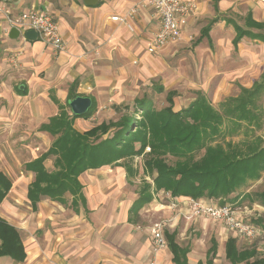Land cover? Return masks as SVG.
<instances>
[{"label":"crops","instance_id":"1","mask_svg":"<svg viewBox=\"0 0 264 264\" xmlns=\"http://www.w3.org/2000/svg\"><path fill=\"white\" fill-rule=\"evenodd\" d=\"M188 1L193 2L196 9L181 20V35L185 34V37L198 20L209 18L206 24L200 26V34L196 37L194 44L195 46L200 43L204 44L203 41L206 39L212 48L215 28L229 26L233 34H229L228 47L229 49H241L244 56V64L236 65L235 67H241L233 75L242 77L246 71L244 77L250 85H241V87L251 88L255 82L261 81L264 77V38L247 35L235 44L236 29L224 17H232L237 21L227 12L233 10L242 14L240 8H244V22H237L253 33H264V29L257 26H245L248 16H251L255 22H264V0ZM133 6H137L138 11L134 15L136 30L131 33L124 23L120 20H113L111 16H124ZM32 8L45 9L53 15L67 44L66 51L55 53L51 45L40 39L23 41L18 37L14 39L9 37V33L6 31L8 29L6 10L12 11L13 14H19ZM217 17L219 20L212 24L209 32L210 39L203 37L200 42L195 43L201 36L203 28ZM159 25V16L148 0H99L96 5H88L83 0H21L18 3L0 0V148L14 146L13 141H21L17 138L20 137L29 138V143L26 144L33 151L31 158L25 160L24 171L20 175L13 177L11 172L0 166V171L12 180L11 189L0 204V215L19 229L27 251V257L23 262H15L9 256H1L0 261H4V264H24L29 258L37 256L38 253H46L49 247L51 249L57 245L61 249L65 243L68 246L77 241L85 243L84 251L87 250V246H91L93 256L87 259L90 264H149L152 260L155 261V264H176L173 261V252L169 244L157 252L154 251L151 227H142L140 222V218L147 215L145 206L140 209L138 220H131L129 219V208L136 198L123 205L120 210L118 202L107 201L105 190L110 183L113 187L111 189L121 188L124 184L129 183L127 172L123 166L104 165L99 168L87 169L79 175L87 204L86 206L80 205L78 212L71 205L72 194L68 191L65 195L67 203L43 197L33 205L28 197V187L35 179V172L28 169L26 165L47 151L55 139V136L50 132L41 130V125L56 115L61 105L67 106V100L75 94L90 96L98 108L97 98L92 92L100 86H104L102 88L107 91L111 87L115 88L117 83L115 70L127 60H133L139 56L141 62H146L149 59L148 54H153L148 51L154 34L152 30ZM171 43L173 42L169 44ZM169 44L154 53L163 51ZM257 49L259 57L255 58L254 52ZM17 51L21 52L13 60L16 61V65H12L10 56L12 52ZM139 59H134L133 62H137ZM255 66L260 68L258 72H252L249 69ZM19 85H24L27 91L18 93L16 87ZM170 90H175V96H177L176 89ZM240 92L229 97L238 96ZM199 93L205 94L202 91H198V95ZM137 97L139 96L135 98ZM30 101L31 113L34 115L33 121L37 124L30 126V130H28V126L22 122V118L19 116L26 112L23 103ZM125 105L130 104H117L115 109L123 113L124 109H121ZM174 106L173 109L178 111ZM68 110L71 113V110ZM79 118L84 117L74 120V126L79 131H85L96 125L92 124L90 120ZM28 133L30 134L28 135ZM34 148L40 149L35 150ZM146 150L150 151V147L147 146ZM2 153L3 151H0V164L7 160V156ZM45 166L49 170L54 169V156L46 159ZM112 167L115 169L112 170ZM190 198L188 196L177 197V203L183 202L182 207L187 209L188 206L185 204L190 203L188 201ZM245 200H248V204L253 206L249 209L251 212L257 209L256 206L264 207V204L258 200ZM157 201V196H154L150 202L151 207H155ZM21 203L25 205L23 208L19 207ZM159 204L163 207L158 210L159 213L164 211L170 218L169 226L164 228L165 236L166 232L175 231L176 241L182 246L188 245L190 248L187 254L189 264H198L199 262L206 264L207 250L210 246L205 249L204 259L201 256L197 257L194 245L196 242H187L186 245H183L180 241L185 228L183 224H180L178 214L173 216L175 209L170 204ZM248 216L249 221L255 223L260 228L259 231L263 230L264 234L262 226L253 221L254 217L251 215H247L246 218ZM259 217L261 216L256 218ZM75 233L78 236H74ZM229 236L236 237L237 244L241 247L238 234L231 233ZM229 236L226 235L223 243L215 237L218 241V250L221 251L224 259H227L225 258V244ZM252 246L261 252L258 246ZM242 247H251V245L245 244ZM69 257L68 264L76 261V258L69 259ZM83 263L88 264L85 260Z\"/></svg>","mask_w":264,"mask_h":264},{"label":"trees","instance_id":"2","mask_svg":"<svg viewBox=\"0 0 264 264\" xmlns=\"http://www.w3.org/2000/svg\"><path fill=\"white\" fill-rule=\"evenodd\" d=\"M234 25L237 44L244 36L253 35L264 38V33H253L240 25L232 17H224ZM211 20L202 30L201 36L210 39L209 32L214 22ZM245 26H257L264 29V22H255L251 16L245 20ZM264 87V77L251 88L242 86L238 96L229 97L224 111L218 110L208 99L199 95L185 108L175 111V90L166 95L168 105L158 109L154 101L147 96L137 97L132 105H125L122 115L116 120L102 121L85 131L74 126L78 117H92L97 104L92 100L88 111L82 115L71 113L69 100L79 96L75 94L67 100V106L61 105L59 112L43 123L41 130L55 136L47 151L26 166L35 172V179L29 184L28 197L35 205L43 197H49L61 203H67L66 192L72 194L71 205L76 212L79 206H86L87 199L79 175L90 168L104 165L123 166L127 179L139 174L133 161L137 156L143 158V173L152 176V182L142 180L138 197L129 208V219L138 220L140 209L150 203L155 194L163 190L170 192L173 198L188 196L193 199H219V204L228 202L242 204L245 199L258 200L264 204V190L255 193H237L250 180H257L264 171V138L255 133L244 140L219 141L224 135V122L232 121L237 129L245 122L260 127V116L256 96ZM157 92H163L164 86H155ZM18 93H25L27 88L16 87ZM250 128L251 126H247ZM106 135V137H104ZM147 146L150 151H147ZM203 154L197 156L200 151ZM54 156V169L45 166L47 158ZM167 156L174 157L169 163ZM12 180L0 171V204L8 194ZM233 204V205H234ZM264 229V218H256ZM168 244L173 252L176 264H189L187 254L189 246H182L176 241V232H166ZM226 258L232 264H264V254H259L256 247H239L237 238L229 236L226 244ZM218 241L211 238L207 250L206 264H218L215 258ZM9 256L15 262H23L27 257L26 247L19 229L0 215V257ZM198 264H203L199 262Z\"/></svg>","mask_w":264,"mask_h":264},{"label":"rangeland","instance_id":"3","mask_svg":"<svg viewBox=\"0 0 264 264\" xmlns=\"http://www.w3.org/2000/svg\"><path fill=\"white\" fill-rule=\"evenodd\" d=\"M240 9L242 10V14L233 10L227 12V14L232 15L237 19V21L243 23L245 10L244 8ZM208 19L209 18L198 20L185 37V34L183 36L181 35L180 38L169 44L163 51L148 54L149 59L146 62H141L139 56H137L134 58L139 59L137 62H133L134 59H129L122 63V66L116 68L115 70L117 81L115 88L111 87L107 91L105 88H102L104 86H100V88H96L92 92V94H94L97 98L98 103L96 113H94L89 119H79L90 120L92 124H97L102 121L116 120L122 115V112L117 111L115 106L121 103L130 104V109L132 110L133 100L136 96H147L148 98H151L154 101L155 107L160 109L168 105L166 93L170 89H176L178 92L177 96L174 98V108L176 110L187 107L197 97L198 91H202L206 94L210 102L218 110L223 112L225 106L224 102L229 98V96L239 93L241 85L250 84L244 77V75H246V71H244V75L242 77L233 75V73L240 70L241 67L235 66L244 64V56L242 55L241 49H229V37L233 34V31L229 26L225 25L215 28L212 37V48L209 46L206 39L203 41L204 44L200 43L195 46L194 41L200 34L199 28L201 25L206 24ZM121 22L124 23L129 32H135L136 27L134 16L130 19L126 18L125 21ZM158 27L159 26L155 27L152 31L155 32ZM241 44L243 45V43ZM54 51L55 53H61L55 49ZM14 53H18V51L12 52L10 56V62L12 65H16V61H13ZM254 53L255 58L259 57L258 49ZM249 69L252 70V72H258L260 70L258 66L250 67ZM157 84H163L166 88L165 91L161 93L157 92L155 89ZM30 103L31 101L23 103L26 112L21 113L19 116L22 118V122L28 126V130H30V126H36L37 124V122L33 121L34 115L31 113ZM256 104L258 107L261 125L260 127H254L255 133L263 136L264 138V87L256 96ZM67 108L70 109V107ZM234 126L235 124L232 121L226 119L223 125L224 135L219 136L217 139L219 141H225V139L240 141L246 139L248 136L253 137V128H248L247 126L257 125H248L243 122L242 126L237 129H235ZM29 134L30 133H28V135ZM17 138L21 141H13L14 146L0 148V151H3L2 154L7 156V160H5L4 163H1L0 166L11 172L13 177L22 174V171H24L25 160L31 158L33 152L26 144L29 143V138ZM34 149L39 150L40 148ZM203 152L204 150L200 151L197 156L202 155ZM167 160L169 163H173L175 158L167 156ZM133 164L138 168L139 174L132 178L133 182L131 184L127 183L121 188L118 187L116 189H111L113 187L110 183L111 185L109 184L105 190L107 201L118 202L120 206L119 210L123 205L130 203V201L138 197L137 193L144 178H146L149 182H152L153 175L149 176L143 173L142 156L135 157ZM114 169L115 168L112 167V170ZM247 190H250L249 192L253 193L264 190V172L259 180L250 181L248 184L238 189L237 192L242 194ZM237 192L232 195H235ZM155 196H157L158 199L154 205L155 207H151L150 203L145 205L147 208V215L140 218L141 226L151 227L155 222H161L166 229L169 226L170 218L167 217L164 211L159 213L158 210L163 208L159 203L170 204L171 207L175 209V214L173 216L178 214L180 224H183L185 228L183 230V234H181L182 240L180 237V241H182L183 245H186L187 242H196L194 245L196 246L195 252L197 257L201 256L204 259L203 255L205 249L211 245L212 237H216L223 243L226 235L229 236L231 233L238 234V238L240 239L239 244L241 247L245 246V244H250L251 246L255 245L258 246L262 252H259V254H264L263 230L259 231L260 228H258L255 223L249 221V216L246 218L247 215L254 217L253 221L259 215L264 218V207L255 205V208L257 209L251 212L249 209L253 206L248 204V200H245L242 204H234L233 202L226 203L235 207V209L239 211L241 218L255 228L256 232L254 235H247L239 232L238 230L229 228L224 222L214 220L206 214L195 215L193 212V205L191 203L185 204L188 206L187 209L182 207L183 205L181 204H183V202L176 205V207H173L172 202L177 200V198H173L170 192L162 190L156 193ZM188 201L190 202L191 200L188 199ZM203 202L219 204V199L213 200L206 198ZM245 204L246 206H244ZM24 206L25 205L23 203L19 205L20 208H23ZM18 218L20 217L18 216ZM73 235L78 236L76 233ZM84 248L85 243H81V241L72 242L68 246L67 243H65L61 249L59 246L57 247V245H55L54 248L50 249L49 247L46 253L40 252L37 256L29 258L24 264H66L68 256H70L69 259L71 257L76 258V261L72 262V264H85L83 261L85 260L86 263H88L87 259L90 256H93V254L91 252V246H87L86 251L83 250ZM69 251L70 253L67 254ZM78 258H80V261H78ZM215 262L218 264H232L229 260L224 259V256L221 254V251L219 252V250L216 255ZM0 264H4V261H0Z\"/></svg>","mask_w":264,"mask_h":264},{"label":"built area","instance_id":"4","mask_svg":"<svg viewBox=\"0 0 264 264\" xmlns=\"http://www.w3.org/2000/svg\"><path fill=\"white\" fill-rule=\"evenodd\" d=\"M148 2L154 8L160 20V25L154 32L152 42L148 47V51L154 53L180 38L182 33L181 20L192 14L196 9V5L188 0H148ZM136 12L137 8L133 6L124 16L114 15L112 19L125 21L126 18H132ZM6 18L8 21L6 31L9 33L12 27H16L19 31L18 38L21 40L26 41V32L33 29L38 32L40 40L51 45L56 51L64 52L67 49V44L61 35L58 23L48 10L32 8L19 14H13L12 11L6 10ZM18 53L13 55V60ZM190 200L195 215L206 214L243 234H255V228L241 218L235 207L228 204H211L203 202L202 199ZM172 205L176 207L178 205L177 200L173 201ZM151 235L155 252L168 245L164 226L161 222H155L151 226ZM149 264H155V261L152 260Z\"/></svg>","mask_w":264,"mask_h":264},{"label":"water","instance_id":"5","mask_svg":"<svg viewBox=\"0 0 264 264\" xmlns=\"http://www.w3.org/2000/svg\"><path fill=\"white\" fill-rule=\"evenodd\" d=\"M13 3H18L21 0H10ZM88 5H96L99 0H83ZM19 31L16 27H12L9 31L10 38H17ZM26 38L28 41H36L39 39L38 32L36 30L30 29L26 32ZM24 85H21V88H24ZM70 108L72 112L76 115H82L88 111L92 105V98L90 96H76L75 98L69 100Z\"/></svg>","mask_w":264,"mask_h":264}]
</instances>
